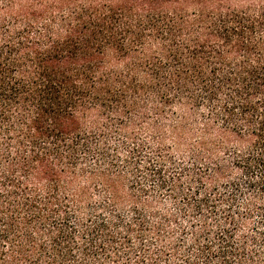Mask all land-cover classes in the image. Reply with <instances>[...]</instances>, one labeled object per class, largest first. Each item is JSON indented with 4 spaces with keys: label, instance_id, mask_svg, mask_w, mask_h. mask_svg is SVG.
Here are the masks:
<instances>
[{
    "label": "trees",
    "instance_id": "1",
    "mask_svg": "<svg viewBox=\"0 0 264 264\" xmlns=\"http://www.w3.org/2000/svg\"><path fill=\"white\" fill-rule=\"evenodd\" d=\"M126 171L184 194L178 264H264V0H0V264H174Z\"/></svg>",
    "mask_w": 264,
    "mask_h": 264
},
{
    "label": "rangeland",
    "instance_id": "2",
    "mask_svg": "<svg viewBox=\"0 0 264 264\" xmlns=\"http://www.w3.org/2000/svg\"><path fill=\"white\" fill-rule=\"evenodd\" d=\"M146 137L143 135L141 140H145ZM145 142V141H144ZM145 151V149H143ZM124 155V153H122ZM180 168V165H174L169 169V172H177ZM177 169V170H176ZM132 176L130 172L126 171L122 177L121 184L118 185V194L120 196L128 195L133 192L134 189H137L140 185L145 187V190L142 192H137L141 198L148 200L150 208L146 210V218L149 224L160 223L163 225L162 229L164 231L163 236L165 237L164 245L168 247H174L176 253L171 256V262L178 264L177 259H181V255H192L195 256L193 252L196 247L193 244V236L195 229L198 227V222L194 214L184 212L181 210L180 198H184V194L180 195V198L177 199V202L173 198H170L168 193L165 190L153 188L152 181L144 180L143 178L139 179L136 184H132ZM182 185L185 186V180L182 179ZM147 191V192H146ZM92 199L93 201L105 200L108 197L106 194L100 192L99 189L92 188ZM247 196H239L236 198V210L241 211L242 202ZM131 210L128 206L124 207L122 213V220L124 224L132 220ZM167 217H172L171 219L164 220ZM261 216L257 213L251 216L247 222L240 221L236 231L233 235L234 241H245L246 252L259 255L264 259V252L262 251L258 243L252 241V235L256 230H259V225ZM169 220V221H168ZM163 221V223H161ZM263 223L260 225V230H263ZM151 235H148V239ZM212 239V237H211ZM132 243L134 250L138 247L137 242L133 236ZM150 246L149 252H155L158 244L156 242H151L148 244ZM134 256L132 255V260ZM197 264H202V259Z\"/></svg>",
    "mask_w": 264,
    "mask_h": 264
}]
</instances>
